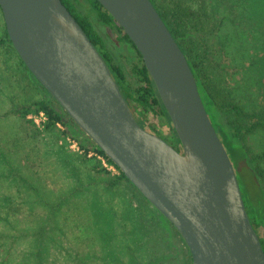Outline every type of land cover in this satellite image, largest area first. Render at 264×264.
<instances>
[{"label":"rangeland","instance_id":"374dc122","mask_svg":"<svg viewBox=\"0 0 264 264\" xmlns=\"http://www.w3.org/2000/svg\"><path fill=\"white\" fill-rule=\"evenodd\" d=\"M154 1L171 21L169 9L177 0ZM205 1L210 19L200 32L192 30L189 38V29L178 28L183 36L181 43L185 48L202 47L201 54L208 61L209 74L220 91L216 118L231 138L245 147L248 168L239 172L236 167L242 194L246 203L249 202L247 188L250 185L256 190L250 179L256 173L264 203V127H258L259 123H264V0ZM4 25L0 10V207L7 210V215L0 214V224L8 219L21 225L27 221L24 213L29 210L28 219L37 227V235L29 236L33 242L30 254L38 250L35 241L45 240L49 246L46 264H192L189 250L180 236L149 231L154 233L155 239H151L147 232L149 226L142 223L134 233L127 209L146 224L152 221L155 211L132 186L109 188L106 184L109 176L92 171L94 161L91 158L92 161H83L82 151L62 136L61 127L51 134L44 133V116L28 117L36 125V129H31L14 114L15 109L41 101L48 95L24 71L16 53L1 44ZM94 25L115 62L123 68L129 81L135 82L131 73L137 59L135 50L120 41L121 36L115 29L95 22ZM146 122L156 129L160 138L176 145L166 118L149 115ZM36 131L40 135L33 138ZM98 160L110 177L119 175L102 158ZM33 206L40 214L30 211ZM246 207L264 244V224L257 221L249 204ZM106 210L112 214L105 216L111 231L104 236ZM41 227L48 231L45 229L41 234ZM34 237H37L35 241ZM106 239L113 241L117 250L104 257ZM136 244L140 245L139 249ZM26 245L25 239L10 238L7 247L13 251V256L9 250L8 255L0 256V264H21L22 261L28 264L25 260H29V256L22 255Z\"/></svg>","mask_w":264,"mask_h":264},{"label":"water","instance_id":"95a60500","mask_svg":"<svg viewBox=\"0 0 264 264\" xmlns=\"http://www.w3.org/2000/svg\"><path fill=\"white\" fill-rule=\"evenodd\" d=\"M141 54L182 153L142 128L111 70L61 0H0L38 83L178 231L192 264H264L233 162L186 55L151 0H97Z\"/></svg>","mask_w":264,"mask_h":264},{"label":"trees","instance_id":"16d2710c","mask_svg":"<svg viewBox=\"0 0 264 264\" xmlns=\"http://www.w3.org/2000/svg\"><path fill=\"white\" fill-rule=\"evenodd\" d=\"M61 1L70 11L73 17L76 19L78 24L85 32L86 36L95 46V48L100 53L105 63L111 70L112 76L116 81V83L118 84L121 93L124 99L126 100L131 112L134 114V117L138 122V124L147 131L150 130L154 133H157L154 127L147 124L146 118L149 115H153L154 117L166 118L171 125V130L176 139V147L174 148L180 151L182 147L180 145L178 136L171 124V120L165 112L157 87L144 64L141 54L137 51L133 42L130 40V38L127 36L124 30L118 25V23L111 16V14L97 0H61ZM151 2L153 3L159 15L167 25L175 41L178 43L181 50L186 55L189 66L196 78L199 93L203 101V104L206 108V111L210 117V120L215 130L217 131L227 152L229 153V156L233 162L235 170L236 167L237 169H239V172H241V169L242 170L247 169L248 159H247L245 147L242 146L241 144H237L234 141V139L231 138V135L225 129V127L221 123H219L218 119L216 118L215 109L218 103V99H219L218 95L220 91L218 90L217 86L212 80L211 75L209 74L210 68L208 66V61L206 60V57L204 58V55L201 54L202 47L199 44H195V45H199L201 48L198 49L197 47L194 46L185 48L184 45L181 43L183 36H180L178 31V28L179 29L185 28V30L186 28L189 29L190 32L188 33L187 38L192 37L191 35L192 30L195 32L201 31L200 28L210 19V13L208 11L206 1L177 0L176 2H174L172 8L169 9V16L171 21L167 20L166 15H164L160 11L154 0H151ZM93 21L103 27L115 29L118 32V34L121 36L120 41L130 44L131 47L135 50L137 54V59L133 63L131 68V73L134 76L135 82L129 81L123 68L118 63L115 62L111 52L107 47L105 40L96 30ZM173 27H175V30L173 29ZM3 29H4V33L1 38V44L9 47L10 49H12L13 52L16 53L18 59L20 60L21 65L23 66L24 71L27 74H29L38 83V81L30 73V71L28 70V68L21 60L18 53L16 52L15 48L13 47L5 25ZM42 89L47 93L48 95L47 98L41 101L34 102L33 104L28 106H21L14 110V114L19 116V118L24 120L26 123H28L31 129L34 128L36 129V125L34 121L28 119V117L39 116L43 114L46 118V123L44 124V131H45L44 133L51 134L53 131L58 130V127H61L62 136L65 139H68L73 143H75L78 146V148L82 151L84 155L83 161H87L90 158L94 161V163L92 164V171H94L98 175L109 176V181L106 183L109 188L115 189L120 185L132 186L138 192V194L155 211L154 218H152V221L150 220V223L148 222L146 224L143 220H139L138 216L135 215L134 212H132L130 209H127L126 215L129 216L130 218V222H131L130 226L134 228V233L138 231L139 224L142 223L145 224L146 226H149L147 232L151 234V239L152 238L155 239L153 237L154 233L161 231L165 232L170 237L171 236L174 237L175 235L180 236V234L174 228V226L170 224V222L143 197V195L133 186V184L126 178V176L112 163L111 160H109L105 156L104 152L88 136H86V134L78 127V125L72 120V118L64 111L61 105L43 87ZM258 127H264V123L261 124L259 123ZM36 133L37 135H33L32 136L33 138H37L38 134L40 135L39 132L36 131ZM98 157L105 160V162L108 165L113 166L118 171L119 175L110 177L111 174L101 165V163L98 160ZM5 158L8 159V157ZM254 175L255 177L252 175L251 177L250 175H247L248 179L249 177L250 179H252V183L254 184L256 190H253L249 185V187L247 188L249 202L247 201L246 203L245 201V203L249 204L257 221L262 222L264 224V203L261 200L262 186L259 183V179L258 176H256V173H254ZM26 182H28V180ZM243 197L245 200L244 195ZM45 208L47 209V207ZM29 209L32 212L35 211L34 206ZM16 212L19 215L18 209H16ZM42 212L44 213V209H42ZM1 213H4L3 215H7L6 208L4 209L0 207V214ZM20 213L22 214V210ZM104 213H105L104 217L105 216L107 217L108 215H112L108 210L104 211ZM24 214L27 221H24L21 225L14 224L13 221L10 222L8 221V219L2 224H0V239L3 238L0 243V256L3 257L5 255H8L9 250L11 251V254L13 256V251L10 249V247H7L10 238L12 239L17 238L20 240L25 239V243H27V245L23 251L26 252H24L22 255H24V258H26L27 256H29L30 258L29 260L26 259L25 263L46 264L48 262L46 252L49 250V246L45 240H42L39 243V239L35 241L37 237L36 238L34 237L33 239V241H35L34 245H36V249H38L39 252L37 253L38 250H35L34 253L30 254L31 253L30 250L33 248V242L32 240H30L29 236L31 234L34 235L36 234L37 227H35L34 224L31 223L30 219H28V216H30L29 210H26ZM35 214L38 215L40 214V212L36 210ZM250 220L252 222V225L256 229L254 224V219L250 218ZM53 222L55 226L58 227V224L55 223V220ZM104 226L105 229L103 230L102 234L106 236L111 231L110 230L111 224L109 223L107 218L106 221L104 222ZM45 229L48 231L46 227H41L40 229L41 234L45 232ZM149 231H152L154 233L152 234V232ZM5 238H7V243ZM49 239L53 240L52 237H49ZM105 241L107 245V253L105 254L106 256L104 255V257H107L108 255L110 256V253L114 252V250L117 247L114 245V243H112L113 241L110 242L107 239ZM182 241L184 242L183 239ZM261 243L264 248V244L262 240ZM136 246L138 247V249L140 248V245L136 244ZM150 247H153V244H151ZM2 249H4V251ZM2 251L4 253L3 255H2ZM33 254H35L34 255L35 257L33 256L34 259H31ZM189 255H190V260L192 262L191 254ZM78 256L79 255H77L76 257ZM23 263L24 261L21 262V264Z\"/></svg>","mask_w":264,"mask_h":264},{"label":"flooded vegetation","instance_id":"af4514ba","mask_svg":"<svg viewBox=\"0 0 264 264\" xmlns=\"http://www.w3.org/2000/svg\"><path fill=\"white\" fill-rule=\"evenodd\" d=\"M149 132H152V131H150V130H148ZM170 145H172V144H170ZM173 147H176V145L174 146V145H172ZM179 151V150H178ZM182 149L179 151V152H181L182 153Z\"/></svg>","mask_w":264,"mask_h":264},{"label":"built area","instance_id":"2783aa9c","mask_svg":"<svg viewBox=\"0 0 264 264\" xmlns=\"http://www.w3.org/2000/svg\"><path fill=\"white\" fill-rule=\"evenodd\" d=\"M41 116H44L43 114H41ZM45 117V116H44ZM104 162H105V160H104ZM112 168H114L113 166H111ZM115 169V168H114Z\"/></svg>","mask_w":264,"mask_h":264}]
</instances>
